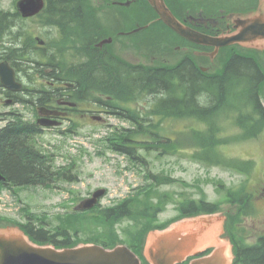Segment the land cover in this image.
Segmentation results:
<instances>
[{"label":"trees","instance_id":"obj_1","mask_svg":"<svg viewBox=\"0 0 264 264\" xmlns=\"http://www.w3.org/2000/svg\"><path fill=\"white\" fill-rule=\"evenodd\" d=\"M46 1L43 11L30 20H38L41 25L59 29L58 39L47 40L44 47L36 46L33 35L25 27L27 19L22 18L15 9L5 10L0 7V58L8 59L18 70L28 75H32V70L36 67L42 77L73 82L75 87L86 92L101 90L120 100L136 101L145 98V106L140 107L137 113L130 110L119 113L131 122L132 127H120L104 136L103 140L108 148L124 153L131 161L143 164L137 149L153 150L159 155L175 154L183 148L178 145L180 137L187 135L194 141V144L187 145L195 146V159L207 164L228 165L245 172L252 168V160L240 167L217 150L221 144L217 120L223 114L236 113L237 123L245 136L252 137L261 132V128L257 127L253 131L246 130L247 125L264 123V108L258 97L259 84L264 75L253 57L234 53L224 65L225 69L213 74L202 72L187 57L173 65L140 67L118 62L114 56L101 51L88 52L89 60L86 62L69 63L68 60L72 57H86L85 46L91 34L88 33L90 25L83 17L84 0ZM68 44L71 46H63ZM33 52L43 54L37 60L32 56ZM66 57L69 58L66 60ZM44 89L48 88L42 87L43 91L52 92L51 89ZM26 94L33 95V92ZM246 108H250L257 117L246 114ZM165 120L169 123L182 120L184 129L177 130V135L173 138L160 128ZM19 122L20 119L0 129V172L9 185H48L54 176L50 166L51 157L31 147L28 136L32 127L17 124ZM245 124L247 125L244 126ZM57 175L60 176L59 173ZM149 175L156 183L170 184L174 181L162 173ZM245 196L242 186L237 191L226 192V199L239 205V213L246 209L251 213L250 198ZM167 199V195L163 193L155 201L149 199L137 202V205L144 203L142 206L138 205L142 208L133 209L131 203L124 200L116 207H104L96 211L104 220L140 215L143 218L140 219L141 229L145 233L147 229L161 228L183 215L219 209L218 203L204 198L182 200L177 202L179 214L160 222L157 214L163 210V200ZM27 214L31 219L27 224H16H21L34 240L52 243L56 247L74 243L69 234V230L77 224L71 220L74 218L67 220L59 217L60 221L52 226V231L43 227V222L47 221L45 216L32 212ZM231 222L227 221L226 229L234 244L233 264H264V235L254 244L239 242L233 235ZM126 234L127 241L130 240L131 246L139 251V244L135 241L136 231Z\"/></svg>","mask_w":264,"mask_h":264},{"label":"rangeland","instance_id":"obj_2","mask_svg":"<svg viewBox=\"0 0 264 264\" xmlns=\"http://www.w3.org/2000/svg\"><path fill=\"white\" fill-rule=\"evenodd\" d=\"M171 2L179 12H194L199 6L182 0H171ZM86 4L87 10L95 13L99 23L105 29V34L100 37V40L111 37L105 46L126 61L152 65L172 64L184 55L183 53L188 52L193 55L196 49L195 46H183L184 42L179 37L176 38L158 20L147 24L155 18V14L145 0H87ZM0 5L7 10L15 8L14 0H0ZM110 23L114 25L110 26ZM145 24L152 29H141L129 34L119 33L122 28L126 32ZM25 27L46 42L59 37L57 28L41 25L38 20H26ZM182 47H186L183 52ZM227 53L228 48H222L219 57H215L211 63L209 60L206 63L203 62L206 61L205 57L195 55L193 57L200 63L209 65V71L214 72L223 65ZM34 54L33 52L32 56L39 60L43 53ZM252 54L255 61L261 64V70L264 73V53L253 52ZM68 58L66 57V60ZM74 60H81V58L72 57L68 61ZM35 70L38 72L37 69ZM18 73L22 83L29 82L27 73L24 71ZM259 86V97L263 99L264 81ZM3 98L0 93V128L6 124L5 118L14 117L7 112L8 110L24 111L25 117L30 119L32 110L26 106L28 103L7 105ZM145 100L144 98L142 103ZM130 107L134 110L138 109L137 104H131ZM248 110L249 108H246V111ZM100 115L103 120H106L105 123L84 121V125L75 131L42 130L37 136L40 149L53 155V163L55 161L57 165L67 166L72 160L74 166L70 169L77 173V177L67 181L58 180L52 187L36 185L1 189L0 224L2 222L6 224L8 221L6 219L29 222L31 219L27 212H33L44 215L47 221L43 223L45 227L50 228L60 221L59 217L71 219L72 216L66 215V212L76 211L74 208L83 199L89 197L91 192L97 188H104L105 193L99 198V206L102 208L116 207L118 203L128 200L133 209H138L142 208L139 206L144 203H138V206L137 202L149 199L155 201L160 194L164 193L168 199L163 200V210L157 214L158 221L164 222L179 214L177 202L204 198L218 203L219 211L226 214L227 221H232L233 235L239 242L253 243L259 234L264 233V197H260L261 188L264 187V127L259 136L247 137L237 125L233 113L223 114L217 120V131L220 130L218 137L221 139L217 150L240 167L248 160H252V168L245 172L228 165L207 164L195 159L193 156L195 146L187 145L194 144V141L192 142L187 135L180 137L178 145L183 148L178 153L159 155L153 150L146 151L140 148L136 152L143 164L132 162L123 153L107 149L105 142L101 140L113 130L110 127L112 125L109 124L127 125L129 123L116 114ZM171 123L172 125L168 120L162 121L160 128L174 138L177 135L175 132L179 129L183 130L184 127L180 120H174ZM246 130H256V126L247 125ZM149 173H162L170 176L174 181L170 184L156 183ZM0 175H2L1 172ZM241 186L246 194L245 198L251 197L253 207L251 215L248 209L239 213V205L226 199V192L237 191ZM26 205L30 211H25ZM143 207L146 208V206ZM99 215L98 211L79 215V219L85 224L78 229L75 236L77 241H95L103 238L110 242L121 243L128 239L126 232L136 231L135 241L140 247L142 246L146 232L144 233L141 229L140 219L143 220V218L140 215L132 218L123 216L118 220H104ZM139 238H141L140 241Z\"/></svg>","mask_w":264,"mask_h":264},{"label":"water","instance_id":"obj_3","mask_svg":"<svg viewBox=\"0 0 264 264\" xmlns=\"http://www.w3.org/2000/svg\"><path fill=\"white\" fill-rule=\"evenodd\" d=\"M161 19L179 34L202 44L216 45L213 52L225 45L238 42L243 47L264 50V0L244 18H236V31L221 39L198 33L178 21L163 0H149ZM43 0H18L16 7L24 17L38 13ZM137 31V30H134ZM38 43L43 40L38 38ZM203 53V52H202ZM205 54V53H204ZM205 70V68H202ZM2 85L17 88L14 70L7 61L0 62ZM104 192L99 189L93 197L85 199L80 209L90 208ZM225 215L222 212L200 213L183 217L164 229H152L147 233L143 254L150 264H180L189 256L188 264H232L233 246L224 233ZM213 241H211V240ZM207 240V241H206ZM211 241V242H210ZM212 250L198 256L204 250ZM0 264H142L140 258L127 246L118 244L113 248L87 243L71 248L56 249L49 245L32 243L24 232L14 226L0 228Z\"/></svg>","mask_w":264,"mask_h":264},{"label":"flooded vegetation","instance_id":"obj_4","mask_svg":"<svg viewBox=\"0 0 264 264\" xmlns=\"http://www.w3.org/2000/svg\"><path fill=\"white\" fill-rule=\"evenodd\" d=\"M143 1V0H142ZM167 5L170 7L174 15L185 25L195 29L199 33L221 39L224 36L230 35L236 31L235 25L237 24L236 18H244V14L250 12V10H254L257 8L259 0H182L186 2H191L193 4H198L199 6L195 9V11L188 12H179L175 8L174 4H172L171 0H165ZM182 11V10H181ZM152 13V12H151ZM153 14V13H152ZM155 18L151 19L147 24L152 21L158 20L159 23L163 26V22L158 19L157 13L154 12ZM88 24L90 25V33L88 37V42L85 46L86 50V58L77 60V63L86 62L89 60L88 52H97L100 53L104 51L111 56H114V59L118 62H123L129 66H140L148 65L141 63H131L129 61L124 60L123 58H119V56L114 53L108 46H97L98 41L100 40L101 33L105 32L103 26L99 23V20L95 13L85 12L83 16ZM142 25V29L149 28L148 26ZM110 26L114 25L113 23L109 24ZM116 27H119V22L116 24ZM166 28V27H165ZM168 28V27H167ZM149 29H152L151 27ZM172 34L177 38L179 37L185 45L183 46H195L196 49L193 51V55L197 57H205L207 62L210 60L209 56L197 55L195 52H205L210 53L214 50L211 46L216 45H207L192 41L188 38H185L176 32H174L171 28L168 29ZM123 31V28L122 30ZM148 31V30H147ZM182 46V45H178ZM218 46H244L240 43H232L227 45H218ZM183 49L186 47H182ZM221 52V48L218 51L217 57H219V53ZM234 53L247 56L246 54H241L237 52L235 49H228L227 57L224 60L223 65L220 67L223 69L224 65L226 66L228 62V58L231 57ZM264 53V52H262ZM184 55L181 58L187 57L192 61L199 63L194 59L191 53H183ZM249 57V56H248ZM202 63V62H201ZM258 65V64H257ZM259 66V65H258ZM260 69V68H259ZM261 71V70H260ZM262 72V71H261ZM263 74V73H262ZM20 77H18V80ZM264 80V76H263ZM262 80V81H263ZM50 87H54L55 90L52 92L43 91L34 89L35 92L33 97H28L27 101L32 106V117L35 119V123L39 118H41L42 122L47 123L48 128H61V129H70L77 128L76 126L84 125L83 122L86 121L89 123L90 121L105 123L106 120H103L100 117V114H119L123 111H127L126 109H122L116 105H113V102L110 100L111 95L100 92H93L91 94V90L84 91L79 88L71 91H63L57 87L61 86V84H56L54 82H50ZM28 89L25 86H22L18 93H24V91ZM7 96L10 99H15L16 93L7 91ZM23 100V99H22ZM73 102L74 105L70 103ZM54 111V113H52ZM46 112V113H45ZM45 113V114H44ZM44 114V116H42ZM42 116V117H41ZM94 119V120H93ZM96 119V120H95ZM81 120H83L81 122ZM54 122H58L54 124ZM46 126V124H43ZM35 128L40 129V127L35 126ZM260 197H264V187L261 188Z\"/></svg>","mask_w":264,"mask_h":264},{"label":"bare ground","instance_id":"obj_5","mask_svg":"<svg viewBox=\"0 0 264 264\" xmlns=\"http://www.w3.org/2000/svg\"><path fill=\"white\" fill-rule=\"evenodd\" d=\"M30 110H32V109L30 108ZM32 111H33V110H32ZM209 240H211V239H209ZM206 241H207V240H206ZM211 241H213V240H211ZM211 241H210V242H211Z\"/></svg>","mask_w":264,"mask_h":264}]
</instances>
